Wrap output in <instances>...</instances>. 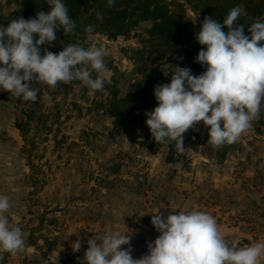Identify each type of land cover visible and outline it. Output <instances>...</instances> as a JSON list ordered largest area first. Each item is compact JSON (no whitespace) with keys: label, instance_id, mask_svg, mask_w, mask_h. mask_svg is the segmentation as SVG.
<instances>
[{"label":"rangeland","instance_id":"rangeland-1","mask_svg":"<svg viewBox=\"0 0 264 264\" xmlns=\"http://www.w3.org/2000/svg\"><path fill=\"white\" fill-rule=\"evenodd\" d=\"M17 7L13 0H0V26ZM186 13L185 20L200 23L199 13L189 7ZM151 26L143 22L116 40L86 39L87 46L106 52L103 91L79 81L58 82L57 89L33 82L44 91L32 120L25 113L32 101L14 98L16 122L29 128L21 153L30 172L22 192L6 195L14 200L6 215L21 227L26 248L0 253L2 264H86L87 240L109 231L131 236L136 249L148 252L149 239L159 235L151 223L158 212L166 218L204 211L226 226L233 236L224 237L228 243L264 242V105L224 159L207 143L203 121L183 134V151L156 143L147 116L117 133L110 108L138 89L142 75L133 51L143 46ZM161 70L167 75L170 68ZM2 98L11 100V93L0 89ZM171 152L175 159L168 162ZM78 239L82 247L74 252L71 245Z\"/></svg>","mask_w":264,"mask_h":264},{"label":"clouds","instance_id":"clouds-1","mask_svg":"<svg viewBox=\"0 0 264 264\" xmlns=\"http://www.w3.org/2000/svg\"><path fill=\"white\" fill-rule=\"evenodd\" d=\"M115 2L107 0V5ZM47 4L50 10L38 11L35 18L19 17L0 26V89L25 101L37 99L39 89L32 87L33 82L57 89L58 82L79 81L91 91H103L108 71L105 49L68 44L59 53L45 50L41 56L40 46L55 42L57 29L62 28L64 35L76 30L63 0ZM243 12L236 5L223 23L204 18L195 34L204 46L195 62L206 68L204 72L197 76L190 68L175 66L171 82L155 86L157 106L145 115L156 143L175 142L183 151V134L203 121L209 127L207 143L219 148L238 141L259 117L264 105V18L255 19L247 27L250 36L245 35V25L238 23ZM97 18L103 19L102 14L98 12ZM84 32L91 39L94 26H86ZM10 207L9 197L0 195V253L17 254L26 243L21 227L6 215ZM151 223L159 235L141 258L134 259L131 247H124L130 245L131 236L109 231L87 240L83 260L86 264H264V242L228 243L207 212L178 211L166 218L158 212ZM71 247L77 252L82 244L78 239Z\"/></svg>","mask_w":264,"mask_h":264},{"label":"trees","instance_id":"trees-1","mask_svg":"<svg viewBox=\"0 0 264 264\" xmlns=\"http://www.w3.org/2000/svg\"><path fill=\"white\" fill-rule=\"evenodd\" d=\"M13 1L18 7L10 14L4 27H7L13 19L35 18L38 11L50 10L47 0ZM63 2L69 9V15L76 22V30L64 35L62 28L57 29V40L52 44L41 45V55H44L45 50L59 53L68 44H80L87 47L88 36L84 28L88 25L94 26L93 35H102L116 40L119 37H128L143 22L152 23L143 46L133 51L132 59L139 65V73L142 75L138 89L112 103L110 108L117 133L127 132L133 126L139 125L146 117L145 112L157 106L153 95L155 86L170 83L175 66L190 68L192 74L197 76L206 70L195 62V57L204 47L196 41L195 34L205 17L211 16L223 23L230 9L240 5L244 12L238 23L245 25L244 34L249 36L247 27L255 19L264 18V0H116L111 7L107 5V0H63ZM188 7L201 16L198 25L185 20ZM98 12L102 14L103 19L97 18ZM222 30L227 32V27ZM164 65L170 68L167 75L161 70V66ZM32 87L39 91L37 99L32 101V110L25 112L29 120L34 119V115L38 114L37 110L40 109L44 91L36 84H32ZM16 127L27 140L26 134L29 128L20 121L16 122ZM194 138L200 141L198 135ZM235 143L217 148L220 153L219 159H224L236 145ZM160 145L170 149L176 147L175 142ZM174 153L171 152L168 162L174 161Z\"/></svg>","mask_w":264,"mask_h":264},{"label":"crops","instance_id":"crops-1","mask_svg":"<svg viewBox=\"0 0 264 264\" xmlns=\"http://www.w3.org/2000/svg\"><path fill=\"white\" fill-rule=\"evenodd\" d=\"M11 97V100H8L9 98L0 100V195H15V192H22V187L25 186L23 182L30 172L26 159L21 153L23 139L21 132L16 127L17 109L14 106L15 96L11 94ZM18 100L20 101L21 99ZM262 193H264V190ZM9 200L11 204H14L13 198H9ZM219 225V231L223 237L229 236L228 230L225 229L226 226L222 227ZM229 237L233 238L231 234ZM154 240L149 239V242ZM132 246L133 244L130 243L131 255L134 259H139L147 254L142 248L136 249V247Z\"/></svg>","mask_w":264,"mask_h":264}]
</instances>
